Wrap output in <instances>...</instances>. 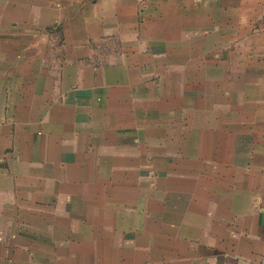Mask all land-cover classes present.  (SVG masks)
<instances>
[{"label": "crops", "instance_id": "obj_1", "mask_svg": "<svg viewBox=\"0 0 264 264\" xmlns=\"http://www.w3.org/2000/svg\"><path fill=\"white\" fill-rule=\"evenodd\" d=\"M237 1L0 0V264H259Z\"/></svg>", "mask_w": 264, "mask_h": 264}, {"label": "rangeland", "instance_id": "obj_2", "mask_svg": "<svg viewBox=\"0 0 264 264\" xmlns=\"http://www.w3.org/2000/svg\"><path fill=\"white\" fill-rule=\"evenodd\" d=\"M197 2L198 0H192V17L197 13L195 12ZM237 2L243 5L244 11L249 9L250 0H240ZM257 5L261 4L257 2ZM261 8L264 9V5ZM257 12L247 13L250 17L248 27L234 28V25L228 23L230 27L226 29H229V31L232 29L233 33L224 36L223 39L226 40L224 46L230 48L236 56L232 60L224 59L222 61L224 63H230L231 61V64L237 68V78L241 84L237 93L241 104L238 109L240 116L245 117L240 118L243 121L233 124V126L238 125L240 130H247L246 128H248L250 131L249 139L240 137L238 146L243 148L256 146L264 149V11ZM251 20L252 22H250ZM194 25L195 23L192 22V34L194 32ZM197 46L198 42L192 41V50L194 48L196 50ZM244 82L247 86L246 88L242 87ZM245 101H248L249 105L244 103ZM252 104L255 105L250 106ZM245 113L247 117L253 116L255 122L247 123ZM224 143L225 141L221 139L220 145H224ZM262 152L263 150L256 156L257 159L261 160L263 158L264 154Z\"/></svg>", "mask_w": 264, "mask_h": 264}, {"label": "built area", "instance_id": "obj_3", "mask_svg": "<svg viewBox=\"0 0 264 264\" xmlns=\"http://www.w3.org/2000/svg\"><path fill=\"white\" fill-rule=\"evenodd\" d=\"M259 264H264V255L260 258Z\"/></svg>", "mask_w": 264, "mask_h": 264}]
</instances>
